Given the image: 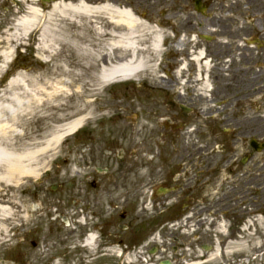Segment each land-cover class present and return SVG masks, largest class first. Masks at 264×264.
Instances as JSON below:
<instances>
[{
    "label": "flooded vegetation",
    "instance_id": "1",
    "mask_svg": "<svg viewBox=\"0 0 264 264\" xmlns=\"http://www.w3.org/2000/svg\"><path fill=\"white\" fill-rule=\"evenodd\" d=\"M198 1L205 14L192 3L197 23L181 38L180 50L175 46L179 37L165 44L160 63L161 146L116 139L103 143L98 123H88L89 117L82 123V235L77 240L82 241L77 252L82 264L122 263L130 253L151 262V251L160 264L168 248L174 264L245 261L229 252L247 247L263 216V164L255 156L262 151L251 146L259 138L247 139L239 125L233 136L231 128L223 129L232 139H219L215 146L214 124L234 119L226 107L248 105L250 92L256 98L262 90L250 80L232 90L224 76L238 74L236 59L244 51L264 63V0H258L260 6L252 0ZM174 122L195 125L191 150L178 147ZM247 142L250 150H245ZM259 247L264 260V244ZM56 258L65 264L69 256L53 254L50 264H57Z\"/></svg>",
    "mask_w": 264,
    "mask_h": 264
},
{
    "label": "rangeland",
    "instance_id": "2",
    "mask_svg": "<svg viewBox=\"0 0 264 264\" xmlns=\"http://www.w3.org/2000/svg\"><path fill=\"white\" fill-rule=\"evenodd\" d=\"M60 1L76 3L82 0L51 2ZM124 1L134 5L137 0ZM150 1L147 10L154 12L158 17L156 20L159 19L162 25L167 27L168 42H172L176 37L182 38L192 29L191 25L195 26L197 23L192 0ZM234 2L243 1L233 0ZM28 6L40 10L41 22L47 20L44 15H51V31L43 43L39 40L38 31H35L14 45L11 62L0 75V96H8L7 83L13 77L17 78L18 74L26 76L29 86H41L52 96L50 98L45 94L41 95L42 101L37 106L36 117L26 120L27 122L22 121L26 124L18 127L17 133L21 135V139L15 140L16 146L32 140L39 148L53 128L83 115L89 117L88 123H98L96 133L103 137V143L116 139L118 144L126 145L135 141L142 143L144 147L161 146V121L157 117L160 111L163 112L159 106V66L164 46L152 61L157 67V77L144 73L136 79L137 81L101 84L97 77V67L101 56L110 53V44L99 40L96 25L86 21L82 23V17H78L75 24H72L59 12L53 11L51 4L42 6L41 0H0V37H3L5 32L13 31L16 21L25 15ZM168 25L173 28L170 29ZM102 31L105 34L109 29L105 26ZM82 34L85 35L83 39ZM73 35L75 39L72 38ZM165 42L164 45L167 43ZM39 57H43L45 61ZM240 58L236 59L237 64L241 66H236L239 69L238 74L224 76L232 83L229 88L240 90L236 85L247 84L250 80L252 86H260L262 90L256 93L259 95L256 98L250 92L248 105L231 104L226 107L228 117L232 116L234 119L231 118L224 124H214L218 136L214 139L215 146L219 144V139L223 142L232 139L223 129L231 128L230 133L233 136L238 125L243 126L247 139L254 135L264 139V97H260L264 96V74L260 75V71L264 70L263 59L247 51H244ZM253 74L256 77L253 78ZM55 91L59 92L58 95ZM228 91L231 92L229 89ZM244 92L248 93L249 90ZM177 124V134L180 135L178 147L191 150L196 142L195 125L190 122H174L172 125L175 127ZM165 134L172 132L167 131ZM102 146L105 147L103 144ZM245 150H250L248 142ZM240 151L238 150L239 153ZM255 156L261 157L264 174V150ZM251 163L257 161L253 159ZM36 167L39 168V173L35 179H31L30 184L23 182L17 188L0 186V197L4 198L0 199V206L9 210L5 216L0 215V264H50V256L62 251L69 256L68 263L65 264H82V255L80 257L77 253L82 250V241H77L78 234L82 235V127L63 138L60 144L53 146L47 154L37 155ZM262 196L264 203V189ZM262 210L263 216L259 220L260 223L257 222L255 235L248 236L250 240L247 247L242 245L244 249L229 252L245 258L240 264H264L259 255V246L264 244V206ZM33 242L37 244L36 247L31 245ZM165 245L169 244L165 242ZM163 254L166 259L173 261L169 248ZM136 255L130 253L125 261L117 264H156L155 259L159 256L156 255L150 262L147 256V261H138ZM57 261V264H62L60 258Z\"/></svg>",
    "mask_w": 264,
    "mask_h": 264
},
{
    "label": "bare ground",
    "instance_id": "3",
    "mask_svg": "<svg viewBox=\"0 0 264 264\" xmlns=\"http://www.w3.org/2000/svg\"><path fill=\"white\" fill-rule=\"evenodd\" d=\"M17 1L23 2V0ZM150 2V0H137L132 5L124 0H82L76 3L53 2L51 5L53 11L59 12L72 24H75L78 17H82V23L86 21L96 25L98 39L110 44V53L101 56L97 67L98 81L107 85L119 81H137L136 79L144 73L157 77V67L152 61L161 53L168 29L159 19L156 20L158 17L154 12L147 10ZM252 3L260 6L258 0H252ZM43 17L47 20L41 22L40 10L28 6L25 15L16 21L13 31L5 32L3 37H0V75L11 62L14 45L24 36L38 31L39 40L43 43L51 31V15L46 14ZM105 26L109 32L104 34L102 28ZM169 28L173 27L169 26ZM84 36L82 34V39ZM74 37L73 35L72 38L75 39ZM175 46L176 50H180L182 40L179 39ZM197 56L195 60L198 61L201 53ZM39 58L45 61L43 57ZM263 74L264 70L260 71V75ZM7 89L8 96L5 94L0 96V186L17 188L23 182L30 184L31 179L37 177L39 173V168L36 167L37 155L47 154L53 146L59 145L63 138L78 131L86 116L83 115L53 128L39 148L32 140L27 144L16 146L15 140L21 139V135L17 133L18 127L25 125L26 120L36 117L37 106L42 101L41 95L45 94L50 98L52 95L41 86H29L23 74L10 79ZM0 199L4 198L1 196ZM8 213V208L0 206L1 216Z\"/></svg>",
    "mask_w": 264,
    "mask_h": 264
},
{
    "label": "water",
    "instance_id": "4",
    "mask_svg": "<svg viewBox=\"0 0 264 264\" xmlns=\"http://www.w3.org/2000/svg\"><path fill=\"white\" fill-rule=\"evenodd\" d=\"M43 2H49V0H43ZM164 264H170V263H164Z\"/></svg>",
    "mask_w": 264,
    "mask_h": 264
}]
</instances>
